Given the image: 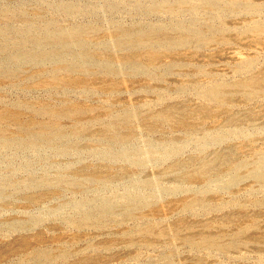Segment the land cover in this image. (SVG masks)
<instances>
[{
  "label": "rangeland",
  "instance_id": "obj_1",
  "mask_svg": "<svg viewBox=\"0 0 264 264\" xmlns=\"http://www.w3.org/2000/svg\"><path fill=\"white\" fill-rule=\"evenodd\" d=\"M0 264H264V0H0Z\"/></svg>",
  "mask_w": 264,
  "mask_h": 264
},
{
  "label": "bare ground",
  "instance_id": "obj_2",
  "mask_svg": "<svg viewBox=\"0 0 264 264\" xmlns=\"http://www.w3.org/2000/svg\"><path fill=\"white\" fill-rule=\"evenodd\" d=\"M144 39H141L140 41H143ZM140 56V55H139ZM136 57H138V56H136ZM143 57H146V56H143ZM140 59V58H139ZM142 59V58H141Z\"/></svg>",
  "mask_w": 264,
  "mask_h": 264
}]
</instances>
